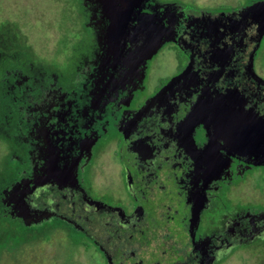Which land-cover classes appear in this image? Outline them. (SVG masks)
I'll use <instances>...</instances> for the list:
<instances>
[{
	"label": "flooded vegetation",
	"instance_id": "af4514ba",
	"mask_svg": "<svg viewBox=\"0 0 264 264\" xmlns=\"http://www.w3.org/2000/svg\"><path fill=\"white\" fill-rule=\"evenodd\" d=\"M56 1L63 19L48 39L33 38L26 15L30 24L0 21V236L58 227L96 264H264V192L251 181L264 163L236 151L217 128L227 121L207 112L220 99L264 121L257 24L248 18L240 37L224 18L213 54L197 11L148 0L140 13H156L173 40L112 90L101 0ZM166 48L175 70L149 90ZM203 95L205 114L190 117Z\"/></svg>",
	"mask_w": 264,
	"mask_h": 264
},
{
	"label": "rangeland",
	"instance_id": "374dc122",
	"mask_svg": "<svg viewBox=\"0 0 264 264\" xmlns=\"http://www.w3.org/2000/svg\"><path fill=\"white\" fill-rule=\"evenodd\" d=\"M3 1L4 0H0V21L5 15L11 14H15V16L20 14L24 16L23 19L27 20L25 18L26 15L28 20L33 21L29 27L31 28L30 31L33 38L37 39V41L41 39L40 35L43 34V32L44 34L47 32V39L50 38L52 33H54L52 29H55V26L57 25L59 26V23L63 19L60 18L61 10L56 0H12L17 3V8L14 11H11L12 9L10 6H5ZM255 1L259 0H156L155 6L156 8H160V10L169 9L172 14L178 9H185L189 12L197 11L198 14L197 16H194V19L200 21L203 27H206L205 31L210 34L209 49L212 50L219 48L218 42L220 43V38L224 35L220 28L222 20L225 18V21L228 22L227 28L228 30H231L232 25L230 23H237V21H234L236 20L234 14L238 13V10L244 6L250 5ZM145 2H148V0H144V2L143 0H138L137 3H139V5L135 7V12L132 13L133 15H129L131 20L128 25L130 27L138 24V13L140 14L141 11L140 6ZM61 3L65 5L70 2L68 0H61ZM26 5H29L28 10ZM150 13L152 12L150 11ZM155 15L157 14L155 13ZM174 16L175 15H171V18L174 19ZM208 16L210 18H208ZM69 17L65 19H68ZM28 20L24 24H30L31 22ZM60 25L61 27L63 26L62 23ZM163 28L166 30L160 35L162 36L161 38L164 41V44L165 42L172 41L173 37L167 36V32L170 33V31H167V26L163 25ZM70 32L71 31L69 30V33ZM129 32L122 36H114V40H112L109 45L107 43V47L105 46L106 48L104 47L103 58L107 59V55H109L112 59L107 60V63L102 64V70L106 67H110L111 74L116 75L117 73L118 75L117 77L111 76L112 79L108 81V85H110L112 90L128 84L129 80H126L124 75L129 73V71L135 67L133 62L134 59L131 61V59L120 58L119 53L127 57H132L137 53V50L143 48L141 47L138 49L141 45L135 44ZM116 37L118 38L116 39ZM53 42H55V39ZM107 42H109V39H107ZM127 42H129V46L127 45ZM108 48L109 50H107ZM158 49L148 59L156 54ZM212 53L215 54L216 52ZM252 58L253 57L250 59L251 61L249 62V65H252ZM116 66L119 67L117 68ZM174 70L175 55L173 50L170 48L163 49V51H161L157 58H154L152 62L148 80L149 90L154 88L164 77L172 74ZM200 99L202 100V103H205V95ZM200 99H198V101ZM203 112H205L204 109ZM202 115H204V113ZM199 162L201 164V161H198V163ZM251 181L254 185L259 187L260 192H264V170H256L251 175ZM30 226H32V224L29 223L28 225H23L22 229L19 231H14V233H9L8 231L6 234H2V237L0 236V264H96L95 261L89 257L88 253L83 250L82 245L79 242L68 238L61 231V228L50 227L47 229H41L34 227V229H28Z\"/></svg>",
	"mask_w": 264,
	"mask_h": 264
},
{
	"label": "water",
	"instance_id": "95a60500",
	"mask_svg": "<svg viewBox=\"0 0 264 264\" xmlns=\"http://www.w3.org/2000/svg\"><path fill=\"white\" fill-rule=\"evenodd\" d=\"M101 2L103 10L107 13L109 19V24L106 28V37L107 39H109L108 45L112 40H114V36H122L123 34L130 31V36L132 37V40L135 42V44L141 45L138 47V49L141 47L144 48L137 50V53L132 57L120 55V58H126L128 60L131 59V61L134 59L133 62L135 64L134 66L136 67L138 64L148 59L163 44L164 41L162 40V36L160 34H162V32L166 29L163 28V25L156 18L155 14L146 15L140 13V15L138 13V24L133 27H130L128 25L131 20L130 16L135 12V7L139 5V3H137L138 0H101ZM238 15V18H240L237 21L240 37L243 36L241 32L243 31L242 25L250 17L249 19H252L257 24L258 39L260 40L264 35V0L255 1L250 5L244 6L243 8L238 10ZM208 18L210 17L208 16ZM230 24L232 25L231 30L237 29L236 23L231 22ZM117 38L118 37H116V39ZM107 50H109V48ZM211 51L215 53L216 48L212 49ZM187 71V69H184L177 76L171 78L167 82V84L159 90L156 96H159V94L166 91V89L168 90L169 88H171V86L177 80H179L181 77L183 78V75L186 74ZM200 100L193 106L190 117L193 116L199 119L203 113L205 114L202 107L206 106V103H202V100ZM223 103L224 105H222ZM223 103L222 101L220 102V99H218V102L212 105H215L213 107V110L207 111L208 113L217 112V116L219 115L222 118V122L227 121L225 125H221L217 128L219 130H227L232 133L229 140L231 144L234 143L232 147H234L236 151H239V153L241 154H254L256 158H260L258 161L254 162L255 165L263 164L264 121L260 118H256L255 120L249 119L248 114L243 113L242 111L232 112V110L230 109L221 108L229 106L228 104H226V102ZM230 106H232V104ZM228 116L230 118H227ZM231 116H238V118L236 117L234 118V120L231 118ZM223 117H225L226 119H223ZM198 164H200V162Z\"/></svg>",
	"mask_w": 264,
	"mask_h": 264
},
{
	"label": "trees",
	"instance_id": "16d2710c",
	"mask_svg": "<svg viewBox=\"0 0 264 264\" xmlns=\"http://www.w3.org/2000/svg\"><path fill=\"white\" fill-rule=\"evenodd\" d=\"M3 4L6 6V5H8V6H10L11 7V11H13V10H16V8H17V3L16 2H14V1H12V0H4L3 1ZM28 6V8H29V5H27ZM27 13V12H26ZM6 16V15H5Z\"/></svg>",
	"mask_w": 264,
	"mask_h": 264
}]
</instances>
